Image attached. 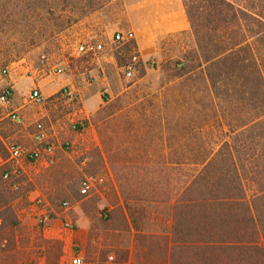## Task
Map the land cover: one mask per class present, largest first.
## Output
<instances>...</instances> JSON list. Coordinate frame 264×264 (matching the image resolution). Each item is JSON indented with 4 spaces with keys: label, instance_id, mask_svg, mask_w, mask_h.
<instances>
[{
    "label": "rangeland",
    "instance_id": "374dc122",
    "mask_svg": "<svg viewBox=\"0 0 264 264\" xmlns=\"http://www.w3.org/2000/svg\"><path fill=\"white\" fill-rule=\"evenodd\" d=\"M244 1L252 4V0ZM136 3L0 0V79L19 62L48 70L61 58H76L75 45L89 35L86 31L94 16L106 24L110 39L118 30L134 28ZM123 8L128 9L124 12ZM100 35L104 39L105 35ZM193 45L195 38L190 31L161 34L157 51L145 59L152 62L151 66L140 64L133 77H126L118 63L112 78L116 77L121 86L114 83L111 92L105 91L101 107L82 123L85 128L68 138V148L63 145L56 151L57 163L37 168L41 169L37 174L34 169L25 173L19 188H11L0 178V264H28L36 260L35 253L43 256L48 233L37 222L39 199L50 203L52 218L60 221L65 219L63 201L70 202L71 212L74 204L83 200L97 227L95 232L102 230L117 244L126 240L128 245L134 240L135 264H170L169 247L168 252L162 247L166 248V242L170 245L172 203L147 196L154 192V180L173 172V161L191 158L186 148L192 144L190 129L198 123L193 124L190 114L179 111L183 107L176 108L175 103H184L190 92L180 74L192 62L189 52ZM109 46L120 50L123 63L128 59L130 44L110 40ZM66 71L58 75L64 76ZM212 119L207 117V122ZM219 140L217 136H205L199 142L215 145ZM161 163L167 166L159 171ZM89 173L98 174L101 181L85 195L80 192V182ZM120 177L132 180L128 197L121 195ZM36 186L45 197L41 193L30 198ZM73 232L67 238L69 243ZM58 239V235L50 238ZM3 240L5 245L1 244ZM109 252L114 262H122L128 258L129 249Z\"/></svg>",
    "mask_w": 264,
    "mask_h": 264
},
{
    "label": "trees",
    "instance_id": "16d2710c",
    "mask_svg": "<svg viewBox=\"0 0 264 264\" xmlns=\"http://www.w3.org/2000/svg\"><path fill=\"white\" fill-rule=\"evenodd\" d=\"M183 1L195 45L180 74L190 92L175 107L198 124L188 135L190 160L173 161V172L154 180L147 196L172 203L170 245L162 251L169 247L170 264H264V0ZM205 136L220 140L205 145ZM0 154L7 156L1 139ZM10 169L0 167V178L13 188L25 174L5 178ZM130 181L118 178L123 197L131 195ZM47 244L59 250L57 240Z\"/></svg>",
    "mask_w": 264,
    "mask_h": 264
},
{
    "label": "crops",
    "instance_id": "0c3cea01",
    "mask_svg": "<svg viewBox=\"0 0 264 264\" xmlns=\"http://www.w3.org/2000/svg\"><path fill=\"white\" fill-rule=\"evenodd\" d=\"M134 8L138 17L134 28L129 29L135 30L136 43L143 60L157 51L159 35L191 29L183 0H137ZM127 9L123 8V11L126 12ZM86 33L102 34L105 35L104 39L107 42L111 40L106 24L96 16L89 23ZM117 53L121 56L120 50L109 46V57L106 58L91 53H78L72 60L61 58L58 65L67 66L64 76L54 75L41 67L19 62L0 79L1 89L5 87L11 89L9 105L0 104L2 142L5 144L17 142L25 147H32L34 135L39 131H44L50 140L56 142L52 155H44L38 161L28 157L21 160L26 174L33 169L37 174L41 172V169L37 168H48L57 163L59 158H56V151L63 148L64 141H66L65 148H68V138L79 131V125L101 107L105 91L111 92L114 83L118 87L121 86L116 77L112 78L114 70L119 68ZM27 71L30 72L29 75H26ZM33 86L41 89L45 97L44 103L32 105L26 102V96ZM65 86L70 90V95L61 92ZM10 110H18L23 116V121L17 123L11 120L8 116ZM39 188L36 186L29 193L30 198L43 193ZM44 193L43 197H45ZM82 201L75 203L71 212L69 210L75 223L71 242L69 243L68 237H61V240H57L60 244L59 250L51 252L47 241L46 243L44 241L43 256L35 253L36 260L28 264H48L49 259L53 260L51 264H70L69 255L74 250L83 253L86 264H102L109 255H113L109 250L123 247L129 249L128 258L122 262L113 260L107 264H135L134 240L132 239L128 245L126 240L124 242L120 240L117 244L110 241L102 230L100 233L95 232L97 227L93 224L91 214ZM52 223L57 231L62 221L58 217H53ZM56 236V234H48L45 237L50 240L51 237Z\"/></svg>",
    "mask_w": 264,
    "mask_h": 264
},
{
    "label": "built area",
    "instance_id": "2783aa9c",
    "mask_svg": "<svg viewBox=\"0 0 264 264\" xmlns=\"http://www.w3.org/2000/svg\"><path fill=\"white\" fill-rule=\"evenodd\" d=\"M113 42L130 44L132 46V51L125 64L122 66L123 72L126 77H133L139 70L140 64H143L145 67L151 66L150 60H143L140 50L136 43V34L134 29L127 30H118L114 33L112 39ZM75 50L78 53H91L98 57H109V42L101 37L100 34L89 33L84 39L77 42L75 45ZM44 69V68H43ZM49 72L58 75L65 70L67 66L53 65L48 68ZM7 69H4L6 72ZM63 93L70 95L71 92L68 87L62 88ZM11 96L10 87H5L0 91V104L9 105ZM45 97L38 86H33L27 96L26 102L32 105H40L44 103ZM8 116L14 122L21 123L23 121V116L18 110H10ZM34 145L32 147H25L24 145L17 142H9L5 144L7 156L4 157L0 154V167L6 163H10L11 169L6 170L4 173L5 178H9L12 174L16 175L17 178H20L21 175L25 174V168L22 166V159L24 157H32L34 159H39L44 155H52L54 153L56 142L50 140L44 131H39L34 135L33 138ZM101 181V177L98 174H85L80 182V192L82 194H89L90 191ZM21 185L20 180H15L13 182L14 188H19ZM38 202L41 204V209L38 211L37 222L40 226V229L44 233L56 234L59 237H69L70 233L74 230L75 223L70 217L69 210L71 204L68 200L62 202V213L65 216V219L62 221L60 228L55 231L52 223V208L50 203L39 199ZM6 240L1 242L2 245H5ZM114 260L113 255H109L107 260L102 264L110 263ZM70 264H86L85 257L80 250H74L69 255Z\"/></svg>",
    "mask_w": 264,
    "mask_h": 264
}]
</instances>
